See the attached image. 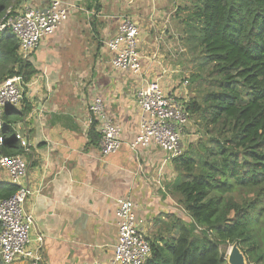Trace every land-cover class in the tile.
Returning <instances> with one entry per match:
<instances>
[{
    "label": "crops",
    "instance_id": "1",
    "mask_svg": "<svg viewBox=\"0 0 264 264\" xmlns=\"http://www.w3.org/2000/svg\"><path fill=\"white\" fill-rule=\"evenodd\" d=\"M63 1L71 5L69 19L27 57L36 69L32 79H38L28 97L33 109L23 122L33 143L24 180L35 190L26 204L34 217L31 245L41 255L37 264L110 262L118 238L119 198L137 202V216L145 220L152 237L162 228L161 219L168 221L171 214L183 218V211L173 192L180 178L173 160L168 161L167 153L156 145L148 149L131 146L141 115L135 91L143 82L111 65L106 41L117 34L123 15L131 17L142 34L144 79L159 81L170 92L184 71L164 58L165 54L169 57L164 47L159 45L157 52L149 44V35L173 33L171 16L175 12L179 16L183 5L179 0ZM48 3L0 0V24L10 8L44 9ZM13 37L10 28L0 29V78L18 67L9 56ZM17 54L23 57L19 48ZM96 95L104 97L108 112L122 127V147L106 156L101 137L90 135L93 126L97 131L88 112ZM7 179L0 166V181ZM11 264L35 261L21 259Z\"/></svg>",
    "mask_w": 264,
    "mask_h": 264
},
{
    "label": "trees",
    "instance_id": "2",
    "mask_svg": "<svg viewBox=\"0 0 264 264\" xmlns=\"http://www.w3.org/2000/svg\"><path fill=\"white\" fill-rule=\"evenodd\" d=\"M193 5L182 29L196 65L192 80L185 77L194 93L187 108L205 135L173 160L180 175L173 192L190 220L176 214L161 219L144 264H228L223 247L234 243L248 264H264V0ZM11 40L9 56L18 67L6 77L31 80L36 69L18 56L16 37ZM32 109L25 100L20 109L5 110L0 155L24 152L14 125ZM90 135L100 137L94 126ZM18 189L0 181V199Z\"/></svg>",
    "mask_w": 264,
    "mask_h": 264
},
{
    "label": "built area",
    "instance_id": "3",
    "mask_svg": "<svg viewBox=\"0 0 264 264\" xmlns=\"http://www.w3.org/2000/svg\"><path fill=\"white\" fill-rule=\"evenodd\" d=\"M134 3L138 0H124ZM71 5L63 0H49L44 9L26 8L7 11L0 29L10 28L16 37L23 58L39 48L42 39L56 33L70 17ZM112 53L111 65L117 70L130 71L141 84L135 91L140 108L139 131L133 148L148 149L152 145L167 153V160L183 154V137L191 121L187 108L190 100L189 79L181 80L172 91L163 89L159 81L145 80L141 54L142 34L137 22L123 15L118 32L106 41ZM37 78L26 80L22 74L7 76L0 82V146L7 136L3 133L4 113L7 108L20 109L29 100L30 89ZM88 112L96 123L100 134V145L104 156L116 153L123 145L122 127L108 112L105 99L96 95L89 103ZM23 122L14 125L15 137L24 148L23 153L0 155V166L5 171L6 181L17 184L19 189L8 198L0 199V261L11 264L21 259L41 260L38 250L32 247L30 232L34 217L27 211L26 204L35 190L24 183L29 171L27 154L33 143L26 134ZM137 202L131 197L118 199L116 221L118 238L114 257L110 262L96 261L92 264H144L151 255V240L144 219L136 213Z\"/></svg>",
    "mask_w": 264,
    "mask_h": 264
},
{
    "label": "rangeland",
    "instance_id": "4",
    "mask_svg": "<svg viewBox=\"0 0 264 264\" xmlns=\"http://www.w3.org/2000/svg\"><path fill=\"white\" fill-rule=\"evenodd\" d=\"M195 1L196 0H188L186 2L185 0L182 1L179 0L180 2L179 4L183 6L182 9L179 10V13H177L179 16L176 15V12L173 13V15L171 16V21L173 19L172 21L173 30H171V32L173 33L168 34L167 31L162 34L160 32L156 33L155 31L149 35L150 37L149 44L154 46V48L156 47L157 52H159L157 49L159 45L161 47H164L169 55V57H167L165 54L164 58L167 60H171L173 63H176L177 65L181 66V69L184 71L183 76H181L183 77L182 81L185 79L186 75L189 76L191 79L193 68L196 67L194 62L195 58L192 57V54H190L186 50V47L183 45L184 35L182 34L183 19L186 18L188 8H192L194 6L193 4ZM159 21L161 23L163 20L159 19ZM189 92H190V97L193 96L194 93L193 92H192L193 94L191 93L190 85H189ZM203 135H205L203 129H201V126L199 125L198 121H196V119L192 117L190 121V125L188 126L187 131L185 130L184 137L182 140L184 151L188 148L189 144L195 143L199 139V137ZM183 217L184 219L187 218L188 221L190 220L186 215H183ZM151 235L150 237L152 238ZM229 246L230 244L223 247L227 255H228Z\"/></svg>",
    "mask_w": 264,
    "mask_h": 264
},
{
    "label": "water",
    "instance_id": "5",
    "mask_svg": "<svg viewBox=\"0 0 264 264\" xmlns=\"http://www.w3.org/2000/svg\"><path fill=\"white\" fill-rule=\"evenodd\" d=\"M232 250L228 256V264H248L238 243L230 244Z\"/></svg>",
    "mask_w": 264,
    "mask_h": 264
},
{
    "label": "bare ground",
    "instance_id": "6",
    "mask_svg": "<svg viewBox=\"0 0 264 264\" xmlns=\"http://www.w3.org/2000/svg\"><path fill=\"white\" fill-rule=\"evenodd\" d=\"M231 250H232V246L230 245L229 249H228V256H229V253L231 252Z\"/></svg>",
    "mask_w": 264,
    "mask_h": 264
}]
</instances>
